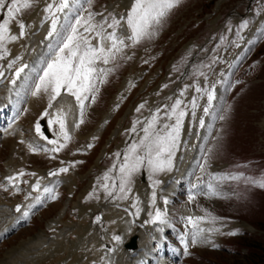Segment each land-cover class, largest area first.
I'll return each mask as SVG.
<instances>
[{
    "label": "snow or ice",
    "instance_id": "snow-or-ice-1",
    "mask_svg": "<svg viewBox=\"0 0 264 264\" xmlns=\"http://www.w3.org/2000/svg\"><path fill=\"white\" fill-rule=\"evenodd\" d=\"M35 0H0V10H4L6 15L0 20V59L8 54L6 42L15 41L18 38L23 37L25 33L26 25L23 20H19L18 16L23 13L24 10L30 8ZM181 0H133L130 10L126 14V25L131 30V35L127 39L133 43H138L142 38H151L155 35V29L159 26L164 17L176 6L180 4ZM72 0H52L47 4L44 11L47 13V18H50L51 25L48 32V37H52L54 34L60 36V43L58 44L53 59L46 62V66L40 69L38 75V82L35 84V90L33 95H39L41 92L48 96V108L53 107V102L61 96V90H65L68 94L74 97L76 104L79 108V120L74 123V127L78 128L83 123L84 109L86 107L85 101L91 100L94 102L96 93L99 91V84L104 83L106 76L110 69L98 67V64H108L110 60L115 59L117 53H119L123 47H127L125 40L121 39L115 29L120 25L121 21L116 18H112V22L108 23L104 20L100 23H94V14L89 12L87 17H77L74 24H69L64 30L66 34L62 35L58 32V23L60 21L59 13L65 12L70 8ZM13 21L18 23L19 35L11 33L10 25ZM245 22L242 27H246ZM107 29H113V31H107ZM95 40L96 43L92 41ZM19 59V57L17 58ZM15 61L9 63L8 67L11 68ZM28 68V65H21L15 70V77L19 78L20 74ZM4 73L0 71V77ZM203 75V73H200ZM12 84L16 83V79L11 81ZM166 87V85H165ZM187 87V86H186ZM197 92H203L207 96V105L203 108L204 113L209 112V107L214 99V93L207 89H201L196 86ZM183 95V92L181 93ZM171 99V98H170ZM182 100L176 98L175 101L169 106L165 105V111L163 112L164 120H172V123H161V109L157 108L154 113L144 122L141 132L142 135L137 141L132 142L124 151L123 154L117 152L115 157L122 156V160L118 165L113 164L112 168L106 171L102 178L98 179L97 187L102 188L106 193V196H111L113 199L125 200L129 198L132 192V184L134 177L142 169H147L149 172V179L152 181V187H155L160 183L158 179L154 177L165 171H171L173 167V158L176 150L179 147L181 130L183 127L184 117L187 115L185 108H182ZM192 115L195 116V109L198 107L196 98L191 100ZM142 103L136 109L140 112L144 108ZM170 109V110H169ZM43 117L49 116L48 109H45L42 113ZM223 119L224 117H219ZM49 125L58 124L59 134L58 139L55 141L49 140V143L54 144L55 147L51 149H45L46 151L59 152L65 148L68 142L72 139L71 133L67 124V113L63 108L57 109V113L53 119L48 120ZM140 121L133 122V126L128 130L131 133H136V125ZM200 123L204 121L201 119ZM36 133L43 139L48 138L44 135L41 123L38 120L35 124ZM60 137L63 138V143L60 142ZM95 139V138H94ZM88 147H92L91 144ZM36 151L35 148L31 149ZM80 163V162H77ZM203 167V165L201 166ZM113 169H116L118 174L112 175ZM67 167H61L57 170L49 172V175L55 176L58 172H67ZM25 173L21 170L13 176L6 177V180L15 186V182L18 177L24 176ZM35 175V173H31ZM235 178V177H233ZM111 181V184L108 183ZM26 182V181H25ZM260 187H264V179L256 181ZM4 187V185H0ZM31 187L38 193L40 191V181L32 184ZM18 190V189H17ZM209 194L217 195V191L213 188V185H208ZM44 194H49L51 199H56V195L53 194L54 190L48 187L43 188ZM96 189L89 193L87 198L94 196ZM49 198V197H43ZM99 198L98 196L96 197ZM156 193H152V203H155ZM138 197L136 200L138 202ZM195 196L190 194L189 200H194ZM37 203H42V195L38 194L35 197ZM165 203L167 201L165 200ZM34 205H30L28 210H23L22 205L16 206L17 212H22V217L27 218L30 215V210ZM136 215H139L140 209L136 206ZM206 211V210H205ZM210 215V214H208ZM152 217L151 221L146 223H165L166 213L160 209H156L155 213H149ZM101 217L97 216L96 221L99 222ZM188 223L192 225L195 230L192 235V243H196L200 238V234L204 231H214L215 229H204L199 227V223L205 219L204 216H189L186 218ZM215 219V217H212ZM235 235V233H230ZM113 240L119 242L121 237L119 235H113ZM216 246V245H213ZM188 244L185 241V254L187 252ZM112 249H109L111 251Z\"/></svg>",
    "mask_w": 264,
    "mask_h": 264
},
{
    "label": "rangeland",
    "instance_id": "rangeland-1",
    "mask_svg": "<svg viewBox=\"0 0 264 264\" xmlns=\"http://www.w3.org/2000/svg\"><path fill=\"white\" fill-rule=\"evenodd\" d=\"M43 1L45 0H35L32 6L34 7L36 6V4L41 3ZM97 3L99 4L100 2H97ZM32 6L28 8L27 11L23 14L25 15L28 12V10L32 8ZM172 10L168 14H171ZM206 12L208 11L205 10V13ZM205 18L211 19L209 15H205ZM181 39L182 38L178 40H181ZM21 41L22 40H15V42L14 41L6 42V47L12 53V51L17 50V49L19 50L22 47H24ZM166 63L167 61L164 63V66L166 65ZM128 66L130 65L128 64ZM138 68H141L142 72L148 70L147 66L145 65H139ZM143 88H144V85H141V89ZM105 91L107 92L105 93L107 94V96L105 95L104 96L106 97L107 103H108V101L112 99V95L115 93L116 88L114 89V86H111L110 88L105 89ZM39 99L40 101L43 99V94L40 95ZM238 105H239L238 102L234 103V106H238ZM245 111L249 113L248 110H245ZM101 113L102 111H95L93 115L88 114L85 116L83 120L84 121L83 126H81L79 130L77 129L76 134L74 135V139H75L74 146L75 147L82 148L85 146L84 144L85 141H82L80 138L77 137L80 135L78 134V132L81 133L82 136H85L87 133H89V131H92L94 126L97 127L98 120L99 118H101ZM249 131L250 133H254V139H255L256 129L254 127H250ZM235 132L238 133L237 131ZM109 133L110 132H108L107 134ZM118 133H119V130L115 129V131H113L112 134L115 136V135H118ZM229 135H232V132ZM115 137H114V140L111 139L109 142L108 141L103 142V139H102L100 144L103 145V147H101L100 151L97 150L96 153L93 152L94 154L92 153L93 154V155L91 154L92 156L91 155L88 156L87 153H83L80 155H74L72 153H59L52 158L49 156H45L44 154H36L35 156L31 158L32 161H29V164L26 166L27 168L26 171L28 172L27 175L30 177H27V175H25V177L21 178L18 184H15V186H11V187H15L16 189H18L16 192L11 187L6 188V192L10 191L14 197L2 196V198L4 199V203L5 202L7 203L6 199L18 202L19 198H21L23 200V207H24L26 203H28L25 196H26V193L27 194L29 193L30 186L36 183L37 180H39L40 185H41L40 189H41L43 187V183L45 182V180L50 179L49 172L53 171L55 168L60 167V165H63V167L68 168L67 172H62V173L66 175H70L74 181L71 180L72 184L67 183V182L63 184H59V192L57 194L58 199L52 204H50L49 207H47L40 213L35 214L31 219L30 225L22 228L18 233H16L11 238H9L6 242L0 245V263L1 264L2 262H4V264H7V262L11 264L12 263L11 261L13 258L15 259V261H17L15 262L13 259L14 264H20L21 262H22L21 264H24V263L25 264H32V263L33 264L34 263L35 264H51V262L52 264L54 263L55 264H67L68 263L67 261L60 263L61 260H64V259H61V257L64 258L65 256L68 258L69 257L72 258V256H69V253H74V251H70L74 247V245L70 246V244L74 243L76 239L77 241H79L78 233L85 231L86 228L89 229L88 227L91 228L90 224L93 223V221H94V233H96V238L94 241L89 236H87L88 243H87L86 248L91 247V249H88L86 251V254L84 256L85 259L82 264H86L87 257L94 256V251L92 249L94 248L95 242H99V244L103 246L102 249H108L110 242H112L111 229L113 227L111 225H108L102 228V227H99V224L102 222V217H103L102 215L108 214L109 212L107 208L105 207V205L107 203V199H110L112 197L106 196V193L104 192V190L102 188L97 187V181L98 179L102 178L104 174L103 173L104 170H106L107 168H112L113 164H116V162L113 159H107L105 161L100 162L98 160V156L96 158L95 155L98 152L99 154H103V152L106 151L105 149H108V151H110V147L108 145L116 141ZM8 139H11V138H8ZM245 140H247L246 137L242 138L239 136V134H236L233 138L228 137L227 140L226 138L224 139L227 147H233L236 144L245 143ZM259 145H261L260 147H263L264 143L261 142ZM224 146H225V143L221 147L224 149ZM4 147L7 148L6 145H4ZM245 148H248V149L245 150ZM255 149H256V141H253L252 143L248 144L247 147H244L243 150L240 151L241 153L245 155V159L242 161V163L244 166L243 170H245V174L243 176L246 177V179H244L243 181H246L247 183V192L250 196L247 199L245 209L237 210L236 208L235 211L233 212V215L240 221H246L252 224L258 231H264V187H260L259 184L256 183V181H260L261 179H264V155L253 154V151ZM69 151H72V149H69ZM6 153L7 151L2 150V152L0 153V156H4V154ZM87 156H88L87 162L77 163L79 162L80 158L85 159L87 158ZM73 160H77V162H74ZM0 165H1V162H0ZM2 170L3 169L0 168V182L3 176V173L1 172ZM140 172L137 175H135L133 184L137 181L140 175ZM31 173H35V175H31ZM99 174L101 175L99 176ZM112 175L115 176L117 174L112 172ZM4 185L8 187L9 182L8 181L4 182ZM94 189H96L94 196L86 199V197L89 196V193L93 192ZM32 193L36 194L37 191L33 189ZM97 196L99 197L98 199L96 198ZM65 204L67 206V210L65 213V221L62 223L63 224L62 229H59L52 236L48 237L46 234H44L45 233L44 229L46 228L48 223L53 218H55L56 213H58V211ZM97 216L101 217L99 222L96 221ZM72 217L74 218V220L70 219ZM124 226L126 228L128 224H125ZM56 227L59 228V226H56ZM115 233H117L118 235H121L119 228L115 229ZM62 234L65 235L66 238H64ZM68 234L73 235L72 240L68 239L67 237ZM37 236H42V238L38 239L39 237ZM262 239L263 240H261L260 244H262L261 246H264V238ZM245 243H246L245 245L252 248L249 242H245ZM24 244H25V247H24ZM113 244L114 245H110L109 249L115 248V250H117L119 245H121V241L115 242ZM233 245H235V243H233ZM19 249L21 250V252ZM74 249L76 250V248H73V250ZM258 249L260 250L261 248L259 247ZM9 250L13 252L11 253V256H10V253L7 254ZM12 250H15V252L16 251L17 252L15 253ZM22 250L24 253L22 252ZM82 251L83 250L78 251L77 256L82 254L81 253ZM67 252H68V255H67ZM12 254L13 256L14 255L15 256L12 257ZM57 254L60 255L59 258H56V256H58ZM251 254H253V251H251ZM38 255L41 257L40 260H38L39 259ZM35 256L37 257V259ZM105 256H107V258L110 261L113 260L112 255L105 253ZM206 256L216 259L218 261H222L225 264H262L263 262V260H260V262L251 260L250 259L251 256L233 257V256H228L225 253H212L209 255L208 253H206ZM17 258L20 260H18ZM32 258H35V259H32ZM44 261H47V262H44ZM70 264H73V263H70ZM100 264H104V263H100Z\"/></svg>",
    "mask_w": 264,
    "mask_h": 264
},
{
    "label": "bare ground",
    "instance_id": "bare-ground-1",
    "mask_svg": "<svg viewBox=\"0 0 264 264\" xmlns=\"http://www.w3.org/2000/svg\"><path fill=\"white\" fill-rule=\"evenodd\" d=\"M33 17H37V14H36V13L33 14V16L30 17V19H32ZM60 101H61V100H60ZM107 114H108V111L104 112V117H106ZM89 135H90V134H89ZM87 137H88V136H87ZM8 140L13 141L12 138H11V139H8ZM5 203H6V202H5ZM94 208H95V206H94ZM64 213H65V207H64L62 210H60V211L58 212V217H59L61 220H62V217H63V214H64ZM57 224H58V223H57ZM49 227H50V226H49ZM6 228H8V227H6ZM2 231H4V230H2ZM46 233H47V234H50V233H51V228H50V229H47V230H46ZM44 234H45V233H44ZM37 237H39L38 239H41V238H42V236H37ZM78 237H79V236H78ZM54 240H55V239H54ZM65 242H66V241H65ZM84 246H86V243H85V241H82V242L79 244V248L76 249V250H75V249L73 250L74 253H69V256H72V258H74V259H73V262H72L73 264H77V261H78V256H77L78 251L83 250V247H84ZM24 247H25V244H24ZM74 248H76V247H74ZM20 249H21V248H20ZM20 249H19V250H20ZM23 249H24V248H23ZM25 249H26V248H25ZM12 251L15 252V250H12ZM24 251H26V250H24ZM83 251H84V250H83ZM83 251H82L81 253H83ZM16 252H17V251H16ZM16 252H15V253H16ZM20 252H21V250H20ZM22 252H23V250H22ZM34 252H35V251H34ZM34 252H33V253H34ZM9 253H10V256H11V253H13V252H11V250H9L7 254H9ZM15 253H14V254H15ZM23 253H24V252H23ZM41 253H42V251H41ZM57 253H58V252H57ZM31 254H32V252H31ZM39 254H40V252H39ZM59 254H60V253H59ZM49 255H50V253H49ZM57 255H58V254H57ZM14 256H15V255H14ZM14 256H13V254H12V257H14ZM18 256H19V255H18ZM38 256H39V255H38ZM59 256H60V255L56 256V258H59ZM35 257H36V256H35ZM8 258H9V257H8ZM18 258H19V257H18ZM18 258H17V259H18ZM49 258H51V257H49ZM61 258H62V257H61ZM13 259H14V258H13ZM13 259H12V261H11V262H12L11 264H14L13 262L15 261V259H14V261H13ZM30 259H31V258H30ZM32 259H35V258H32ZM36 259H37V257H36ZM40 259H41V257L39 256V259H38V260H40ZM52 259H53V258H52ZM52 259H51V260H52ZM18 260H20V259H18ZM38 260H37V261H38ZM60 260H61V259H60ZM2 261H4V260H2ZM22 261H23V260H22ZM34 261H36V260H34ZM34 261H33V262H34ZM58 261H59V260H58ZM15 262H17V261H15ZM19 262H20V261H19ZM23 262H24V261H23ZM27 262H28V261H27ZM27 262H26V263H27ZM44 262H47V261H44ZM21 263H22V262H21ZM21 263H20V264H21ZM28 263H29V262H28ZM30 263H31V261H30ZM41 263H42V262H41ZM0 264H1V263H0ZM2 264H4V262H2ZM7 264H10V263L7 262ZM24 264H25V263H24ZM32 264H33V263H32ZM34 264H35V263H34ZM54 264H55V263H54Z\"/></svg>",
    "mask_w": 264,
    "mask_h": 264
},
{
    "label": "trees",
    "instance_id": "trees-1",
    "mask_svg": "<svg viewBox=\"0 0 264 264\" xmlns=\"http://www.w3.org/2000/svg\"><path fill=\"white\" fill-rule=\"evenodd\" d=\"M250 259H251V260H254V261H260V260H261V258H259V257H251ZM250 259H249V260H250ZM252 262H253V261H252Z\"/></svg>",
    "mask_w": 264,
    "mask_h": 264
}]
</instances>
